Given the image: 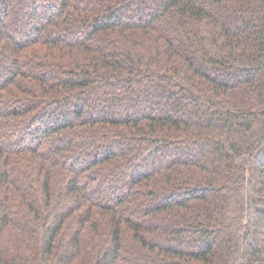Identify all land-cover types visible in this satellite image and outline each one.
<instances>
[{"label": "trees", "instance_id": "trees-1", "mask_svg": "<svg viewBox=\"0 0 264 264\" xmlns=\"http://www.w3.org/2000/svg\"><path fill=\"white\" fill-rule=\"evenodd\" d=\"M0 264H264V0H0Z\"/></svg>", "mask_w": 264, "mask_h": 264}]
</instances>
